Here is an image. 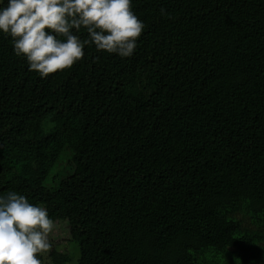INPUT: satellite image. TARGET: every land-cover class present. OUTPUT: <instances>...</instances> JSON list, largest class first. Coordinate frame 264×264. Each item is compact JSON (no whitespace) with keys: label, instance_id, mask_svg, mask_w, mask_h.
Instances as JSON below:
<instances>
[{"label":"trees","instance_id":"trees-1","mask_svg":"<svg viewBox=\"0 0 264 264\" xmlns=\"http://www.w3.org/2000/svg\"><path fill=\"white\" fill-rule=\"evenodd\" d=\"M133 11L145 28L131 57L86 47L48 78L0 35V194L65 220L75 264H264V0ZM45 110L58 129L29 119ZM70 261L53 242L43 264Z\"/></svg>","mask_w":264,"mask_h":264},{"label":"clouds","instance_id":"clouds-1","mask_svg":"<svg viewBox=\"0 0 264 264\" xmlns=\"http://www.w3.org/2000/svg\"><path fill=\"white\" fill-rule=\"evenodd\" d=\"M144 28L133 0H0V35L41 78L71 69L86 47L129 58ZM57 229L47 207L15 190L0 194V264H43Z\"/></svg>","mask_w":264,"mask_h":264},{"label":"rangeland","instance_id":"rangeland-1","mask_svg":"<svg viewBox=\"0 0 264 264\" xmlns=\"http://www.w3.org/2000/svg\"><path fill=\"white\" fill-rule=\"evenodd\" d=\"M51 95L50 100L54 99V93H52L51 91L49 92ZM96 101V99H95ZM46 114L42 117L41 115L44 114L43 111H34L32 113L31 116H29V119L31 120L32 118L37 119L39 121H41V126H42V130L47 131L49 128H57L58 129V123L55 120L54 117L49 118V115L47 113V110H45ZM32 117V118H31ZM53 120V121H50ZM55 124H54V123ZM65 148H63L60 151L59 157L56 158L55 161H57V163L54 164V166L52 167V169L50 170V174H49V180H51V174L55 173L56 171H59L60 173L62 171L65 170V165H64V160L67 156H69V152L68 150L63 151ZM11 155H13L14 153H10ZM12 159V156H7L4 158V165L6 164L5 168H9V161ZM106 164L105 161L103 160V158H101L99 161H97L96 163H94L91 168L90 171L88 173V178L90 179V174L94 173L96 176L101 174V171L105 168ZM18 167L17 165L14 166ZM5 170L4 174H8L10 169ZM13 168V167H11ZM59 176V175H58ZM58 178V177H57ZM87 176L83 177L82 179H80L78 182H83V184L88 185L89 184V180H88ZM91 214L93 216H95V212H96V208L93 206V208L90 210ZM111 218H104L103 221V225L105 224V222H110ZM57 224H58V229L57 231L53 234L52 236V240L53 242L56 244L57 249L60 250H68L69 254H70V258L71 261L68 264H75L76 260L79 256V249H78V245L76 242L72 241V240H68V228H67V223L65 220H56ZM99 226H103L100 222L98 223ZM108 225L103 226V228H107ZM109 227L111 228V230H114L113 227L111 226V224H109ZM45 264H48L47 262H45Z\"/></svg>","mask_w":264,"mask_h":264}]
</instances>
